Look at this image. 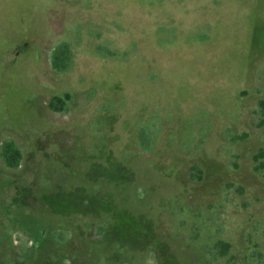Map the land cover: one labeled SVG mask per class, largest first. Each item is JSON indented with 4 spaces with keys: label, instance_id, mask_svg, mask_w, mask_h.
Returning <instances> with one entry per match:
<instances>
[{
    "label": "rangeland",
    "instance_id": "rangeland-1",
    "mask_svg": "<svg viewBox=\"0 0 264 264\" xmlns=\"http://www.w3.org/2000/svg\"><path fill=\"white\" fill-rule=\"evenodd\" d=\"M263 99L264 0H0V264H264Z\"/></svg>",
    "mask_w": 264,
    "mask_h": 264
},
{
    "label": "trees",
    "instance_id": "trees-1",
    "mask_svg": "<svg viewBox=\"0 0 264 264\" xmlns=\"http://www.w3.org/2000/svg\"><path fill=\"white\" fill-rule=\"evenodd\" d=\"M71 61V48L65 41L56 44L50 55L51 67L56 71L66 70ZM67 97V96H66ZM260 105L263 108L264 114V99L260 100ZM66 99L63 97H54L50 103L51 107L55 110L64 109ZM0 157L4 164L9 168H17L22 160V152L19 146L13 140H4L0 147ZM264 157V148H261L255 154V160L258 161ZM199 168L193 166L191 169L192 178H201ZM214 248L220 256H225L229 252L230 244L227 241L219 240L215 242Z\"/></svg>",
    "mask_w": 264,
    "mask_h": 264
}]
</instances>
